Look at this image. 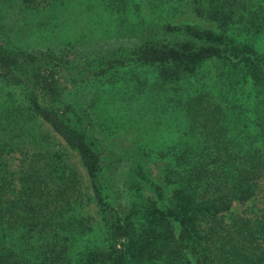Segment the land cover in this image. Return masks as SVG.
<instances>
[{
  "label": "trees",
  "instance_id": "16d2710c",
  "mask_svg": "<svg viewBox=\"0 0 264 264\" xmlns=\"http://www.w3.org/2000/svg\"><path fill=\"white\" fill-rule=\"evenodd\" d=\"M70 1L0 0V264H264V51L246 40L264 36V0H79L74 13ZM78 15L103 24L73 26ZM208 62L223 86L247 80L251 100L221 101ZM151 73L176 96L179 135L103 154L120 121L107 106ZM152 156L175 185L163 204L143 190ZM84 187L100 246L77 211Z\"/></svg>",
  "mask_w": 264,
  "mask_h": 264
},
{
  "label": "rangeland",
  "instance_id": "374dc122",
  "mask_svg": "<svg viewBox=\"0 0 264 264\" xmlns=\"http://www.w3.org/2000/svg\"><path fill=\"white\" fill-rule=\"evenodd\" d=\"M79 5V0H71L67 3L68 11H70V13L81 11L83 6ZM74 18H76V16H74ZM177 20L187 21L184 17H179ZM189 21L202 28L214 29V26L211 23L202 20L191 18ZM89 23H93V26H99L103 24V21L98 19L97 21L92 20L86 22L84 18L79 19L78 15L73 26H75V24H82L83 26L90 25ZM246 40L249 41L258 51H264V36L260 37L259 35L257 40L247 37ZM36 43L37 39L35 37H31L24 41V44L29 45H34ZM205 65L209 70V76L212 79L213 75L216 74L215 71H213V67L217 66L218 63L208 62ZM145 78H147L146 84L150 85L147 90L135 94V97H132V92H130L129 89L120 88L119 93L113 98V103L107 106L106 113L114 114L116 117L118 116L120 121L118 128H116L112 134L106 135L105 141L108 149L102 151L103 154L115 157L131 152L135 140H138L142 145L147 143L150 148H155L158 142L172 140L179 135L177 128L182 122V118L177 109H173L174 107H177L176 96L175 99L170 98V91L161 93L160 88L154 83L156 79L154 73L149 74ZM213 79L215 80V88L213 89V92L215 95H219L220 100H224L225 104H232V101L235 99H239L241 103H243V100H251V87L247 80L243 83H233L235 81L233 80L231 84L223 86V82L220 79L214 77ZM85 82H88V79H86ZM66 84L67 87H70V84ZM136 102L142 103V106L139 107L138 110ZM30 125L32 126L33 132H35V130H42V132L47 135L49 141H54L56 139L50 128L40 120H35L34 122H31ZM66 151L69 155V163L74 164L80 170V177H83L79 161L70 151ZM141 166L147 171L150 182L153 186L150 188L148 185L144 186V193L152 195L158 194V199L160 203L163 204L165 202L164 198L169 192V189L175 187L174 184L170 185L167 182L162 181L160 178L159 172L164 166V162L155 156H152V158L144 160ZM82 183L83 185L85 184V179ZM83 192L86 194V198L88 196V199H84L86 201L82 203L81 208L77 211L82 214H90L93 218L91 220V230L86 233L87 235L85 238L89 244L97 243L98 246H100L101 221L96 212V205L95 202L90 199L89 191L86 187H84ZM103 192H105L110 205L115 208L117 212H120L123 209V201L121 197L117 196V193H111L107 189H104ZM233 209L238 210L240 209V206L235 205ZM173 224L175 229L178 230L177 224L175 222H173Z\"/></svg>",
  "mask_w": 264,
  "mask_h": 264
}]
</instances>
